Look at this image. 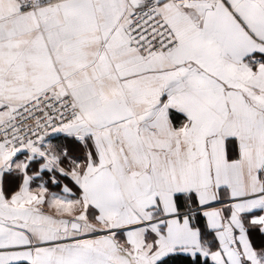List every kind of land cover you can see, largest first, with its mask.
Returning a JSON list of instances; mask_svg holds the SVG:
<instances>
[{
  "label": "snow or ice",
  "instance_id": "snow-or-ice-1",
  "mask_svg": "<svg viewBox=\"0 0 264 264\" xmlns=\"http://www.w3.org/2000/svg\"><path fill=\"white\" fill-rule=\"evenodd\" d=\"M0 264H264V0H0Z\"/></svg>",
  "mask_w": 264,
  "mask_h": 264
}]
</instances>
